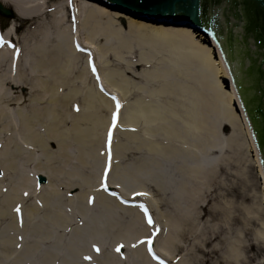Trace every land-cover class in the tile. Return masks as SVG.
Here are the masks:
<instances>
[{"label":"rangeland","instance_id":"rangeland-1","mask_svg":"<svg viewBox=\"0 0 264 264\" xmlns=\"http://www.w3.org/2000/svg\"><path fill=\"white\" fill-rule=\"evenodd\" d=\"M16 2L19 12L28 15L29 18L20 17L11 3L0 0V11L6 15H10L9 11L13 14V18L0 14L1 24L6 27L4 31L0 29V37L5 42L0 45V57L4 58L0 61V106L12 115V119L6 116L0 121L2 133L0 153L4 151L3 159H8L5 167L0 162V264H20L22 259H24L22 264H141L137 259L134 260V252L142 253L147 262L157 264V260L148 252L149 245L143 243L149 239L152 240L153 254L165 264H264V211L260 208L261 192L240 147L237 133L230 123L223 119L218 94L207 90L211 109L215 113L211 120L212 126L220 130L224 143L212 149L206 148L205 154L200 157L199 145L193 141L190 148L187 145L189 136L187 139L182 138L181 134L186 130L183 129L180 119L173 121L181 127L174 123H171L170 127L179 132L178 134L174 131L169 133V129L157 118L151 122L131 121L132 125L126 122L129 105L132 106L138 100L159 101L163 105L178 102V98L171 94H161V86L164 84L159 81L161 79L146 81L142 76L145 69L149 71L155 63L159 64L158 60L152 64H145L141 59L142 51L133 43L126 48L116 49L112 47L114 45H106V35L102 30L93 29L92 32L90 28L83 30L79 25L78 12L84 11L82 7L88 9L89 7L79 6L74 0H16ZM101 18L102 23L114 22L123 30L129 27L115 16L104 15ZM60 21L63 27L59 26ZM77 45L81 51L77 50ZM70 50L73 53L66 57L63 51ZM89 59L96 68V75L92 73ZM160 65L163 67L162 63ZM108 70L110 73L120 72L116 79L125 77L126 84L115 87L113 81H106L104 74ZM193 73L199 77L197 71ZM90 87H93L97 97H103L110 103L108 112L104 118L102 117L109 127L93 140L98 143L102 138L97 153L101 157V162L96 179L93 176L90 179L91 171L84 162L81 164L77 146H71L75 143L72 115L84 114L87 111L84 105L85 92H91ZM53 96L58 99L56 103L51 101ZM112 97L119 100L121 109L117 125L112 129L111 160L108 158L106 163L103 160L109 154V146L105 138L108 140L110 121L115 111V101ZM93 101V105L97 107L101 105L97 99ZM47 104L50 114L53 113V116L57 114L56 120L51 123L53 126H50H57L58 129L66 131L63 140L64 142L67 138L70 140L67 148L73 149L74 154V157L63 160L66 166L61 169L63 174L60 171L59 175L49 174L51 168H58L59 165H64L63 162L57 164L52 161L50 167L44 168L33 163V155H26L27 152L35 153L38 159L39 153L45 151L39 144L33 143L29 136L33 135L32 133L44 134L45 124L42 120L50 115L43 111ZM76 108L79 111H76ZM20 112L27 114L26 119L19 118ZM178 113L183 115L181 110ZM30 116H34L33 124L37 125H33L32 130L29 124L28 130L31 133L26 135L21 129L27 127L31 121ZM219 118L221 119L218 120ZM10 121L19 123L21 129L13 130L15 126H11ZM82 126L85 124L82 123ZM51 131L55 138L48 141V147L53 149L54 153H51V156L57 157L63 150H59L58 140L61 134L54 129ZM127 135L133 136L135 143L123 142V137ZM121 143L128 144L136 153L138 147L143 148V157H150L147 164L156 170L161 169L160 167L167 162L164 158L161 160L159 156H155L162 151H167L168 157L172 160V156L181 150H191V154L185 157L187 163L192 161V157L189 158L191 155L205 161L203 172L196 176L201 192L190 202L191 204L189 200H185V205L190 206V214L196 212V224L199 226L197 229L189 220L191 225L186 224L182 228L183 220L176 216L174 219L179 221L180 230L175 233V241L167 243L166 227L172 229L174 226V223L173 225L171 223V214L175 211L171 192L175 188H171L173 184L168 185L170 188L166 191L169 198L167 200L161 198L160 192L151 185L152 183L144 187L137 185V181L132 178L119 179L114 174L118 165L122 166L124 162L134 163L133 168L139 165L133 160L130 161L132 158L128 156L130 151L127 154L126 151L121 153L116 151L120 150L117 147ZM17 148L20 152L16 156L21 158L16 157L15 161L11 162ZM63 148H66L65 145ZM196 156L194 159H197ZM178 159L180 162L176 163L179 165L183 160ZM17 167L26 170V174H35L37 185L21 189V185L14 177ZM166 167L171 169L168 164ZM105 169L108 170L107 177L104 175ZM28 178L27 176L22 183ZM161 178L165 180L164 176ZM50 192L55 194L52 210H49L51 205L48 207L45 199ZM175 192L179 198L184 197V191L179 186ZM139 193L146 195H138ZM78 194L84 195L82 204L76 200L75 203L72 201ZM100 196L108 198L107 204L114 211L118 210L117 218L120 225L111 215L106 214L105 205L99 201ZM10 197L13 198L7 201ZM89 199L93 201L90 205ZM152 202L156 206L152 205ZM5 204L9 209L3 212ZM141 204L148 209L155 229L147 225L140 209L143 225H140L139 229H130L125 226L123 220L121 221L123 215L119 209L128 206L139 208L138 205ZM65 205L71 211L67 210ZM21 206L25 215L33 214V224L18 226L17 216L20 214L16 209H20ZM94 206H97V209ZM66 210V216L64 215L66 218L62 217L60 221L55 222L54 216ZM97 211H100L96 216L97 230L88 227L87 232L83 225L88 223L87 215L95 214ZM36 220L38 221L33 227ZM157 229L159 231L156 235H152ZM83 231L87 233L82 234ZM163 238L165 240L162 242ZM121 245V251L117 253L115 249ZM94 246L100 249L99 254L93 250ZM28 248L31 250L30 253H33L32 256L26 254ZM24 256L25 258H22ZM84 256L91 257V260L85 261Z\"/></svg>","mask_w":264,"mask_h":264},{"label":"bare ground","instance_id":"bare-ground-1","mask_svg":"<svg viewBox=\"0 0 264 264\" xmlns=\"http://www.w3.org/2000/svg\"><path fill=\"white\" fill-rule=\"evenodd\" d=\"M6 2H9L12 4L13 7H15L16 13L22 17V18H29L28 15L22 14L17 9V2L16 0H3ZM75 2H79L83 4L88 8H84L83 12H78V21L79 25L82 26V29L90 28L91 32L94 31L93 29L102 30V33L106 35L107 43L106 45H114L112 47H115L116 49H122L130 46L131 43L133 45L137 46L142 52H141V59L144 61L145 64H152L156 60L159 61V64L153 65L151 70L147 71L146 69L143 71L142 76L146 78V81H153L157 79H161L162 84L161 86V94H171L172 96H175L178 98V102H170L169 104L163 105L161 102H151V101H145V100H138L134 102V104L131 106L129 105V113L126 114V120L127 123L131 124V121L133 122H140V120H146L148 122H151L155 120L156 118L163 122V126L167 127L170 131H175L171 127V123L176 124L173 119H180L181 124L184 126L183 129L186 130L183 134L182 138L187 139L189 136V140H187L189 147L191 148L193 145V141L199 145V153L200 157L205 154L206 148L210 149L214 148L215 146H220L221 143H224V137L220 133V130L218 128L214 129V126H212V118L215 117L214 111L211 109L210 102L208 99V93L207 90L210 89L219 96V101L221 103V107L223 110L225 121L229 122L233 130L237 133V137L239 140L240 147L242 151L244 152V155L246 157L247 163L249 168L252 171V174L255 178V182L257 183L260 192H261V200H260V208L262 211H264V179H263V173L262 168L260 165V162L258 160V157L256 155L254 146L252 144L251 138L249 136V133L247 131V128L245 126L244 120L240 113H238L237 110V102L235 100V97L233 95L232 89L230 87V84L227 80L225 71L223 69V66L221 64V61L219 59V56L216 53V50L210 44L208 41L206 42L205 39H203V34H200L196 31H191L187 29L177 28L173 26L163 25L159 23H154L150 21H135V16H132L130 14L110 9L109 7L88 1V0H75ZM70 7V4L68 5ZM101 15H99V14ZM104 15H111L118 17V19H121L123 23L128 24V28L125 27V30L121 29L120 26L114 22L109 23H102L101 17ZM101 16V17H100ZM62 20V19H61ZM59 26L63 27L61 24V21L59 22ZM132 27H135L138 29H133ZM138 27V28H137ZM127 30V31H126ZM98 34V33H97ZM65 37H67L64 34ZM65 56H70L71 53H73L71 50L70 52L63 51ZM162 56V58L160 57ZM4 59L3 57H0V61ZM160 63H162L163 67H160ZM165 64V65H164ZM28 66V61H27ZM31 68V65H29ZM193 71H197L199 73L198 75H195ZM120 72L113 71L108 72L104 74L105 80L109 82L113 81V85L115 87H120L122 84H126L125 77L116 79V75H118ZM204 75V76H203ZM85 77V76H84ZM109 77V78H108ZM89 90L91 92L87 91L85 92V103L87 111L84 114H77L76 116L72 117L74 118V138L73 141L76 143L71 144V146H77V151L79 156L81 157L79 160H82L81 164H83L91 171L90 173V179L91 176L95 177L96 179L101 157L97 155L99 144L102 140L100 138L98 140V143H96L95 140L96 137L98 138L100 134H103L105 132V129L109 127L108 124H106L105 120H102V117L105 115V113L108 112L110 108V103L103 97H97L96 93L93 90V87H90ZM171 98V97H170ZM98 101L100 106L93 105V100ZM52 102L56 103L58 99L53 96V99H51ZM50 101V102H51ZM51 102V103H52ZM215 102V99H214ZM216 103V102H215ZM49 104H47L43 111L49 112ZM181 110L183 112V115H180L178 111ZM55 113V112H54ZM27 114L25 112L19 113V118L23 119L25 118ZM9 117L12 119V115L7 112L3 107L0 106V121L1 119H4L5 117ZM52 116V117H51ZM55 116V117H54ZM53 116V113H51L48 117H45L44 120L41 122L45 124V130L44 134H34L30 135L29 139L33 143L39 144L45 151L40 152V158H36L35 153L29 154V152L26 153L27 156L33 155V163L36 165L39 164V166L47 168L50 167V162L55 161L57 164L60 162H63L64 159L68 157H74L73 149L70 150L67 148L68 144H70V140L68 138L63 140L65 137L66 131L58 129L57 126H53L51 123L53 120H56L57 114ZM213 116V117H212ZM33 118L34 116H30V122L28 123L27 127H23L21 129L20 124L16 122H11V126H15V129H21L23 132L25 131V134L31 133L29 129V124H31V129L34 130L33 124ZM54 118V119H53ZM64 118V117H63ZM104 118V117H103ZM26 119V118H25ZM219 118L218 120H220ZM137 120V121H136ZM216 120V121H218ZM215 121V126L216 125ZM82 123L85 124V126H82ZM111 123V121H110ZM34 125V126H33ZM51 125V126H50ZM178 125V124H176ZM180 126V125H178ZM181 127V126H180ZM57 130L61 134V138L58 140L59 142V155L57 157L51 156V153L53 152V149L48 147V141L52 140L54 137L53 132L51 130ZM73 131V128L71 129ZM1 132V130H0ZM179 132H177L178 134ZM59 134V135H60ZM130 135V134H129ZM124 136L123 142L126 143H135L133 141V136ZM2 136V133H0V138ZM129 136V137H128ZM175 136V135H174ZM58 138V137H57ZM106 139V138H105ZM108 141V140H105ZM119 144L117 148L120 150V153L122 151H126L125 154H127L129 151L130 161L133 160V162L138 163L137 168H133L132 164L129 162H124L123 165H118L115 168L114 174L119 178H132L137 181V185L144 186L148 183H152L153 187L157 189V191L160 192L161 198L169 200L166 191L169 190L170 186L171 188L180 187L182 191H184V197L181 198L178 197V194L175 192V189L173 192H171V201L174 204L175 211L173 214H171V223L174 226L171 229V227H166L168 234L167 243L174 242L175 241V233L178 232L180 229L178 228V223L174 218L176 216L179 217V219L183 220V227L186 226V224H189L196 229L199 227L196 224V212L193 211V214H190V206L185 205V200H189V203L191 201H194L196 195L201 192L200 184L197 183L199 181L196 176L200 175L204 168H205V161L201 160L200 158H197L196 155H191L189 158L192 157V161L187 163L185 161V157L190 153L191 150H181L176 155L172 156V160H170L169 153L167 151L160 152L156 154L155 156H159V159H165L167 162L160 167L161 169L156 170L153 169V167L149 166L147 164V161L150 159V157H143L144 151L143 148L138 147V153L131 150L132 148L128 144ZM65 145L66 148H63ZM152 146V145H149ZM157 148V147H156ZM116 149V148H115ZM114 149V150H115ZM56 151V150H55ZM149 150H147L148 152ZM20 150L18 148L16 149L15 154L12 157L11 162L15 161L16 154L19 153ZM117 152V154L119 153ZM3 153H0V162L1 165H7L8 159H3ZM68 155V156H67ZM166 156V157H163ZM171 156V155H170ZM196 156L197 159H194ZM21 158V156L17 157ZM178 158H181L183 161L181 164H177L176 162H180ZM175 159V160H173ZM176 159L178 161H176ZM194 159V161H193ZM103 160V162H105ZM64 163V162H63ZM42 164L46 165L43 166ZM158 164V163H157ZM168 164L171 166V169L169 167L165 168V165ZM64 165L60 166L58 168H51V174L49 175H59V172L63 174V170L65 167ZM5 167V166H4ZM164 167V169H162ZM166 169V171H165ZM69 171V169L67 168ZM168 170V171H167ZM34 173L33 171H30ZM170 172V173H169ZM113 173V171H112ZM37 174V173H36ZM69 174V172H68ZM168 174V175H166ZM70 175V174H69ZM29 177L28 180L25 183H22L25 178ZM34 176V178H32ZM162 176L165 177V180H162ZM194 176V177H193ZM14 177L16 178V181L21 185V189L28 187L31 188V185L34 187L37 185V179L35 174L31 175V173L26 174V170L17 167L14 171ZM154 178V179H153ZM33 181V184H32ZM86 183H88L87 180H85ZM138 186V187H139ZM114 188V187H112ZM171 191V189H170ZM53 192V191H51ZM48 193V195L45 197L46 203L49 207V204L51 205V209L49 207V210H52V205L54 206V193ZM15 196V195H14ZM13 196V197H14ZM83 194H78L76 196V199H72V201L75 203L76 201H79L80 204H82V197ZM123 196V195H122ZM13 197L8 198L7 201H10ZM124 197V196H123ZM170 197V195H169ZM45 199L43 200V203L45 204ZM99 201L103 205H105L104 211L107 215H111L113 219L117 221V223L120 225V222L117 218V211H114L112 207L107 204L109 202L108 198H103L100 196ZM199 201V200H198ZM52 202V203H51ZM191 204V203H190ZM93 205V204H92ZM152 205L153 202H152ZM66 206V205H65ZM156 206V205H154ZM83 207V206H82ZM97 209V206H94ZM67 210H70L68 206H66ZM9 206L5 204L3 206V212L8 211ZM23 207H20L19 216H17V220H19L18 226H24V225H30L33 224V214L25 215L23 212ZM67 210L61 214H57L54 216V221L57 220L60 221L62 217L64 219L66 218V212ZM121 210V214L123 215L121 218V221H124V224L126 227L132 229H139L140 225H143V217L141 215V212L139 208L128 206L123 207ZM57 211V210H56ZM71 211V210H70ZM2 212V213H3ZM58 212V211H57ZM100 211H97L95 214L87 215L88 223H84V228L87 229L88 227H92V229H96L97 221L96 216L97 213ZM182 212L184 215L182 216ZM190 214V216L186 213ZM65 215V216H64ZM52 215H50L51 217ZM52 218V217H51ZM188 220L191 222V224L188 222ZM35 221L33 227L36 225ZM92 222V223H90ZM177 226V228H175ZM32 227V226H30ZM20 230V228H19ZM87 232H82V234H85ZM21 234V233H20ZM166 234V235H167ZM98 238V237H95ZM99 239V238H98ZM101 240V239H100ZM165 240V238L162 239ZM102 241V240H101ZM103 242V241H102ZM7 243V242H6ZM31 250H27L26 254L28 256H32ZM134 260H138L141 264H155L151 262H147L145 257L142 253H133ZM22 258H25L22 257ZM24 259L21 260L20 264H22Z\"/></svg>","mask_w":264,"mask_h":264},{"label":"water","instance_id":"water-1","mask_svg":"<svg viewBox=\"0 0 264 264\" xmlns=\"http://www.w3.org/2000/svg\"><path fill=\"white\" fill-rule=\"evenodd\" d=\"M150 21L196 31L221 61L264 179V0H88Z\"/></svg>","mask_w":264,"mask_h":264},{"label":"snow or ice","instance_id":"snow-or-ice-1","mask_svg":"<svg viewBox=\"0 0 264 264\" xmlns=\"http://www.w3.org/2000/svg\"><path fill=\"white\" fill-rule=\"evenodd\" d=\"M4 43H5V42H4L3 38L0 37V45H3ZM77 50H78V51H81V50H82V49L80 48L79 45H77ZM89 55H90V54H89ZM88 63H89L90 66H92V60H91V59H89ZM92 73H93V75H96V68H95L94 66H92ZM97 79H99V78L97 77ZM112 100L115 101V111H114L113 114H112V118H111V128H110L109 131H108V146H109V155H108V158H109V161L111 160L110 147H111V139H112V129H115V127H116V125H117L118 115H119V112H120V109H121V104H120L119 100H117L116 97H112ZM75 110H76V111H79L78 108H76ZM107 171H108V170L105 169V174H104L105 177H107ZM105 190H107V189L105 188ZM25 195H27V194H25ZM112 195H115V193H112ZM138 195H146V194H144V193H139ZM92 202H93L92 199H89L88 203L91 204ZM121 202L123 203V201H121ZM138 207H139V209L141 210V212L143 213V216H144V219H145L147 225H148L149 227L155 229V226H154V224H153V220H152L151 216L149 215L148 209H147L143 204L138 205ZM16 212L19 214L20 209L17 208V209H16ZM158 231H159L158 229H157V230H154L153 233H152V235H156V233H157ZM143 243H146V244L149 245L148 252H149L150 255H152V258H153L154 260H157V264H165V262H164L162 259H159V260H158V258L153 254V251H152V248H151V245H152V240H151V239H149V240H147V241H144ZM133 247H135V245H133ZM121 248H122V245H121V246H118V247L115 249V251H116L117 253H119V252L121 251ZM93 250H94L97 254H99V252H100V249L97 248V247H95V246L93 247ZM83 259H84L85 261H89V260H91V257H89V256H84Z\"/></svg>","mask_w":264,"mask_h":264}]
</instances>
